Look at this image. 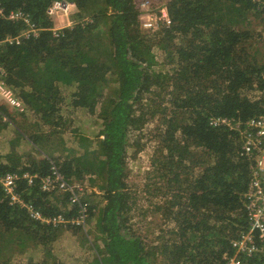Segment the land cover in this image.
I'll return each instance as SVG.
<instances>
[{"label":"trees","instance_id":"1","mask_svg":"<svg viewBox=\"0 0 264 264\" xmlns=\"http://www.w3.org/2000/svg\"><path fill=\"white\" fill-rule=\"evenodd\" d=\"M53 1L0 0L6 16L20 9L40 28L37 37L0 44L6 84L24 106L16 118L0 105L16 123L7 151L0 149V176L16 174L25 203L66 220L77 215L68 195L42 191L38 178L28 185L23 174L44 176L53 160L67 182L87 181L81 201L92 253L82 255L88 235L79 226L31 218L0 185V264H16L10 257L28 249L40 254L19 264H262V253H237L231 244L249 230L242 195L254 163L239 154L238 133L211 127L208 117L244 123L264 115V45L253 42L247 24L251 12H264L263 2L167 0L171 23L148 33L140 28V0H63L75 10L56 35L47 14ZM22 28L18 19L0 18V39ZM63 105L96 115V136L78 134L67 145ZM156 117V175L166 184L154 185L167 227L149 238L133 229L126 157L142 147L133 133Z\"/></svg>","mask_w":264,"mask_h":264},{"label":"built area","instance_id":"2","mask_svg":"<svg viewBox=\"0 0 264 264\" xmlns=\"http://www.w3.org/2000/svg\"><path fill=\"white\" fill-rule=\"evenodd\" d=\"M252 1L263 2L264 4V0ZM165 2L163 1L160 4H153L152 0H141L139 2V22L142 30L151 33L156 31L160 26H168L171 23ZM72 4L63 0H54L47 8V14L52 17L60 10L66 11L68 6H72ZM5 17L20 20L23 28L16 36L7 35L4 39H0V44H19L23 39L33 38L39 35L40 28L30 20L28 14L19 9L16 12H9V15L6 16L0 2V18ZM60 29L54 27V34L57 35ZM5 76L6 69L0 64V102L21 112L24 110L23 103L14 94L12 89L7 86ZM0 115L4 120L7 119V116L1 111ZM208 124L211 127H224L236 131L241 138L239 154L254 163L247 189L242 195L249 230L233 239L231 244L237 253L253 255L258 252L264 255V115L251 117L244 123L232 117L210 115L208 117ZM49 168V172L44 176L29 174L27 172L22 177L27 180L28 185H32L35 179L38 178L39 187L44 192L66 193L69 204L77 208V215L69 218V220L63 219L60 215L54 218H45L32 205L25 203L17 193L19 178L16 174L7 173L4 176H0V185L8 196L9 202L24 208L31 218L47 223L52 222L53 224L70 223L85 229L89 213L88 207L81 201L84 186L78 182H67L53 160H50ZM229 264H241V261L232 258Z\"/></svg>","mask_w":264,"mask_h":264},{"label":"rangeland","instance_id":"3","mask_svg":"<svg viewBox=\"0 0 264 264\" xmlns=\"http://www.w3.org/2000/svg\"><path fill=\"white\" fill-rule=\"evenodd\" d=\"M163 1L167 0H152L153 4H160ZM72 10L73 7L68 6L66 11L60 10L57 14L52 16L51 19L53 21L54 27L63 28L65 26H70L72 24V21L70 20L69 16L70 13L73 12ZM247 24L254 31L253 42H256L257 44L259 42L260 45H264V12H251L249 14ZM158 59H160V57H158ZM165 68L168 69V67ZM256 94L257 93L249 92L250 97H254ZM153 98L158 97L153 96ZM2 104L8 108V112H10L13 116L15 115L16 118H19L16 115L18 112L15 111V108L3 102H0V105ZM61 114V123H64L60 126L62 130L61 136L67 143V145H75L77 141L76 136L78 134H85L89 137H95L96 133L101 128L100 120L96 117V115H91L83 110L71 109L69 106L63 105ZM6 116L7 119L4 120L0 115V120L7 123L6 125H0V149L3 153L7 151L8 140L9 138L14 136V131L16 129V123L10 120L8 115ZM158 118L159 117L149 120V123L141 131L133 133L134 137L140 136L142 147L135 156L132 155V152H134L132 149L128 152V155L126 157L128 170L127 185L134 197L130 212L131 221L134 224L133 229H136L138 232H141L143 236H147L149 238H153L155 234L158 233L159 228L165 229L167 227L166 224H164L161 215L157 211V205L161 202L162 197L160 196V194L157 195V190L154 185L156 184L158 186H163L164 188V185L166 184L165 179L157 177L156 175V170L159 165L157 156L158 139L156 137V132H158V124L160 123V118ZM30 121H32L31 118ZM74 130H77V132H75ZM51 137L53 138L51 139L52 142H56V144H54L52 147L54 149H59L55 151L56 153H54V155L56 156L60 152L58 137H55L54 135ZM25 142L26 141H22L21 146H23V148L27 150L29 148V145ZM49 151L51 150L49 149ZM43 156L47 157L44 154ZM181 178H184V174H182ZM83 184L84 186L88 185L87 181H84L82 185ZM172 190H174V194L178 192V189L174 186ZM85 193L90 194L88 189L85 191ZM91 198H94V196H91ZM91 224L87 219L85 229H82L80 227L81 232L79 234L88 235V237L85 239L87 244L84 245L85 248L82 252V255L85 258L91 256L92 253V251L89 250L87 246L89 245L90 247V241L92 240V235L89 233L92 226ZM67 226H71V224L67 223L66 226L64 225V227ZM79 234L78 236H80ZM11 249L12 247L8 248V253L9 251H11ZM6 250L3 252L7 256L8 253H6ZM31 254L34 255V259H36V256H38L40 253L37 250L28 249V251L26 250L19 255H15L13 257L11 256L10 258H13L12 261L14 263L19 264L27 261L29 257H31ZM60 254L61 255H58V257L64 261L66 253Z\"/></svg>","mask_w":264,"mask_h":264},{"label":"crops","instance_id":"4","mask_svg":"<svg viewBox=\"0 0 264 264\" xmlns=\"http://www.w3.org/2000/svg\"><path fill=\"white\" fill-rule=\"evenodd\" d=\"M72 7H73V10L72 11H74L75 10V6H73V4H72ZM66 25H68V24H66Z\"/></svg>","mask_w":264,"mask_h":264},{"label":"clouds","instance_id":"5","mask_svg":"<svg viewBox=\"0 0 264 264\" xmlns=\"http://www.w3.org/2000/svg\"><path fill=\"white\" fill-rule=\"evenodd\" d=\"M88 213H89V211H88Z\"/></svg>","mask_w":264,"mask_h":264}]
</instances>
